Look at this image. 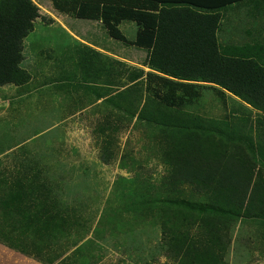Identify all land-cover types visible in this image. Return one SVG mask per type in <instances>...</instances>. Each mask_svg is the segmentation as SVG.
Instances as JSON below:
<instances>
[{"label":"trees","instance_id":"16d2710c","mask_svg":"<svg viewBox=\"0 0 264 264\" xmlns=\"http://www.w3.org/2000/svg\"><path fill=\"white\" fill-rule=\"evenodd\" d=\"M235 1L242 0H53L61 12L101 20L111 37L148 51V72L122 63L127 85L110 95L115 111L98 127L101 159L112 161L118 133L134 119L147 130L168 172L156 185L138 180L127 209L158 217L178 264H225L233 226L246 218L264 223V38L220 41L222 12ZM39 17L33 0H0V86L31 80L24 40ZM123 21L137 24L135 39L122 32ZM107 70L114 78L113 63ZM206 88L237 104L230 118L191 110ZM13 172L0 175V243L56 264L55 244L82 217L42 168Z\"/></svg>","mask_w":264,"mask_h":264},{"label":"rangeland","instance_id":"374dc122","mask_svg":"<svg viewBox=\"0 0 264 264\" xmlns=\"http://www.w3.org/2000/svg\"><path fill=\"white\" fill-rule=\"evenodd\" d=\"M33 1L41 17L24 40L22 63L31 80L0 86V175L12 179L25 164L42 168L57 181L60 199L77 207L83 225L55 244L56 264H178L158 217L127 209L142 181L156 185L168 172L147 130L134 126V119L118 133L112 161L101 159L98 127L115 111L110 95L127 85L122 63L148 72V51L111 37L101 22L66 15L53 0ZM120 28L128 39L136 37L135 22L124 21ZM236 107L231 98L206 88L191 110L227 119ZM261 221L246 218L233 226L225 264H264ZM15 251L14 264H43Z\"/></svg>","mask_w":264,"mask_h":264},{"label":"crops","instance_id":"0c3cea01","mask_svg":"<svg viewBox=\"0 0 264 264\" xmlns=\"http://www.w3.org/2000/svg\"><path fill=\"white\" fill-rule=\"evenodd\" d=\"M222 13V26L219 31V38L222 43L243 45L245 43H252L264 38V0H255V2H252L251 0L235 1V3L229 6ZM87 20L102 23L101 20ZM223 35L225 40H223ZM100 49L106 51L104 48ZM1 248L4 249V255H2L5 261L4 264H10V259H12V264H14L16 251L2 243H0V264Z\"/></svg>","mask_w":264,"mask_h":264}]
</instances>
